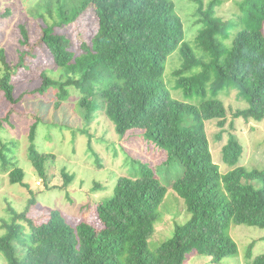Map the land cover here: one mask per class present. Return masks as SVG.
<instances>
[{
	"label": "trees",
	"instance_id": "1",
	"mask_svg": "<svg viewBox=\"0 0 264 264\" xmlns=\"http://www.w3.org/2000/svg\"><path fill=\"white\" fill-rule=\"evenodd\" d=\"M44 1L40 9L52 24L39 13L46 25L36 44L32 47L30 31L20 25L17 61L0 49V94L9 115L27 100L52 97L58 111L74 99L87 124L103 113L121 138L140 129L181 170L164 185L147 165H141L138 176L119 178L113 196L96 206L101 230L86 221L74 224L59 211L38 221L28 209L19 213L12 208L13 217L0 235L5 264H187L193 255L220 264L238 256L231 224L264 229V168L239 164L245 149L233 133L241 118L264 120V0L240 3L236 17L241 28L216 16L214 5L220 0L207 7L205 0H193L199 28L192 41L186 39L173 0ZM91 9L96 30L77 43L78 31L70 29ZM177 51L179 65L167 71V60ZM41 61L46 66H39ZM35 67L43 68L33 81L39 83L17 96V84ZM178 90L196 101L171 94ZM233 91L247 108L226 106L225 96ZM16 118L32 119L26 155L38 177H47L54 155L37 147L44 116L32 112L0 118V174L11 185L30 189L16 152ZM215 120L220 129L216 140L228 136L220 150V160L232 168L226 172L213 159L206 131V122ZM66 172L62 176L69 183L74 178ZM169 187L184 200L191 219L150 251ZM247 259V264H264V255L254 258L251 250Z\"/></svg>",
	"mask_w": 264,
	"mask_h": 264
},
{
	"label": "rangeland",
	"instance_id": "2",
	"mask_svg": "<svg viewBox=\"0 0 264 264\" xmlns=\"http://www.w3.org/2000/svg\"><path fill=\"white\" fill-rule=\"evenodd\" d=\"M54 2L56 0H53ZM177 13L183 19L186 31V39L194 40L199 25L196 24L197 5L193 0H173ZM213 0H205V6H209ZM245 0H220L214 5L217 17L224 20H234L238 28L242 25L238 16L241 14L240 3ZM44 0H0V49H4L11 60L17 61L20 38V25L27 26L31 33L32 47L36 44L39 31L45 27L46 21L41 19L39 13L45 16L50 24L52 20L44 13L40 6ZM39 10H38V8ZM76 27L75 37L77 43L85 40L89 34L96 30V14L94 10L81 18ZM25 47H28L26 45ZM179 52H175L167 60V71L171 67H177ZM46 66L41 61L39 66ZM43 68L31 70L25 80L16 86L17 96L33 90L39 82ZM1 74V72H0ZM34 83V84H33ZM179 100L189 102L196 101V97L187 98L182 90L173 91ZM30 99V98H29ZM35 102L27 100L25 106L15 107L12 117L19 114L31 115L32 112L44 116L39 126L37 147L40 151L52 153L51 165L46 167L44 179L38 177L33 166L27 160V141L29 125L32 119H14L18 123L16 134L19 139L17 157L20 165L26 172L25 183L30 189L19 185H11L8 176L0 174V235L5 233L4 222L10 223L13 215L11 209L19 213L28 209L30 217L35 220H43L51 211H59L68 221L78 224L86 221L96 229L101 230L102 224L96 215V206L114 194V188L119 178L138 176L141 165H147L157 175L164 185L179 174L180 166L175 162L168 163V153L161 150L151 139L144 136L140 129H134L123 138L119 137L114 129V124L105 114L99 113L92 124H87L80 114L76 100L65 103L60 110L54 109V101ZM226 106H232L233 110L247 108L246 102L236 100V92L225 96ZM6 102L0 94V118L10 116ZM10 109V107H9ZM230 116V113H229ZM217 120L206 122V131L210 141V147L215 163H218L222 172L230 168L220 160V150L227 140V135L221 141L216 140L220 129ZM230 121V119H229ZM229 124V123H228ZM227 134L229 125L225 126ZM243 144L245 152L239 164L249 169L264 168V120L239 119L235 122L233 132ZM135 134V135H134ZM91 138V139H89ZM62 170H66L69 176H73L71 182L62 176ZM68 183L66 185L65 183ZM40 183L41 185H38ZM31 201L32 202L31 204ZM159 220L155 225V233L148 242L150 251H155L162 243L172 238L176 226L186 224L191 215L188 213L185 202L176 192L169 187L163 203L159 206ZM26 234L30 229L25 225ZM229 234L239 248L238 256L225 258L220 264H247V254L264 255V229L247 225L231 224ZM24 256V255H23ZM0 264H5L0 254ZM187 264H213L211 258L206 255H193Z\"/></svg>",
	"mask_w": 264,
	"mask_h": 264
},
{
	"label": "clouds",
	"instance_id": "3",
	"mask_svg": "<svg viewBox=\"0 0 264 264\" xmlns=\"http://www.w3.org/2000/svg\"><path fill=\"white\" fill-rule=\"evenodd\" d=\"M38 185H41L40 183H38Z\"/></svg>",
	"mask_w": 264,
	"mask_h": 264
}]
</instances>
